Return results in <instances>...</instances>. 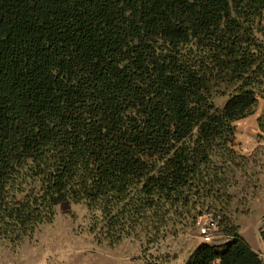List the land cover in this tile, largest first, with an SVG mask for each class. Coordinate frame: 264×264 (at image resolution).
<instances>
[{
  "label": "trees",
  "instance_id": "16d2710c",
  "mask_svg": "<svg viewBox=\"0 0 264 264\" xmlns=\"http://www.w3.org/2000/svg\"><path fill=\"white\" fill-rule=\"evenodd\" d=\"M261 99L264 0H0V241L84 205L99 245L209 218L226 242L186 264H264L238 222Z\"/></svg>",
  "mask_w": 264,
  "mask_h": 264
},
{
  "label": "rangeland",
  "instance_id": "374dc122",
  "mask_svg": "<svg viewBox=\"0 0 264 264\" xmlns=\"http://www.w3.org/2000/svg\"><path fill=\"white\" fill-rule=\"evenodd\" d=\"M225 102V98L217 100L220 106ZM263 116L264 99H261L257 113L237 123L238 150L251 157L253 165L250 170L259 174V182L254 178L249 186L251 189L247 191L248 196L253 192L257 195L245 207L248 210L246 217L238 218L241 225L244 218L252 215L264 218V132L259 123ZM209 223L207 218L200 226L190 224L183 230L179 226H171L161 243L154 246H143L127 239L114 248L108 244H97L89 234L88 210L84 205L60 207L56 220L41 227L32 239L17 244L0 241V264H85L90 259L101 257L115 258L121 264H186L191 253L205 243L201 230ZM211 236V245L219 246L226 242L220 230L211 232Z\"/></svg>",
  "mask_w": 264,
  "mask_h": 264
},
{
  "label": "crops",
  "instance_id": "0c3cea01",
  "mask_svg": "<svg viewBox=\"0 0 264 264\" xmlns=\"http://www.w3.org/2000/svg\"><path fill=\"white\" fill-rule=\"evenodd\" d=\"M241 235L248 241L251 247L264 258V218L262 215H252L245 219L241 225ZM85 264H121L115 258L101 257L97 259H90Z\"/></svg>",
  "mask_w": 264,
  "mask_h": 264
},
{
  "label": "built area",
  "instance_id": "2783aa9c",
  "mask_svg": "<svg viewBox=\"0 0 264 264\" xmlns=\"http://www.w3.org/2000/svg\"><path fill=\"white\" fill-rule=\"evenodd\" d=\"M216 230H217V226L212 221H210V223L206 225V227L202 228L201 233L206 243H211L212 241L211 232Z\"/></svg>",
  "mask_w": 264,
  "mask_h": 264
}]
</instances>
